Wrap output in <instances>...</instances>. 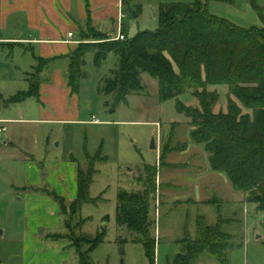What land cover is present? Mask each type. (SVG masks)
I'll return each instance as SVG.
<instances>
[{
    "label": "rangeland",
    "instance_id": "rangeland-1",
    "mask_svg": "<svg viewBox=\"0 0 264 264\" xmlns=\"http://www.w3.org/2000/svg\"><path fill=\"white\" fill-rule=\"evenodd\" d=\"M129 1L131 5L126 1L122 32L132 40L140 33L157 32L160 5L176 0ZM250 3L251 0H235L234 7L229 8L219 0L206 2L208 8L216 5L228 8L224 9L226 15L216 14L219 18L228 20L230 17L233 24L241 28H260L262 23ZM258 5L264 13V0H258ZM136 12L139 17H135ZM253 17L257 24L249 22ZM95 37L89 40L103 39ZM26 54L16 49L10 59L0 56V61L5 62L0 63V81L4 80L0 87L6 93V100L11 95L29 91L25 75L34 62ZM117 64L114 54L109 55L100 68L95 66L92 53L86 57L87 78L81 81L76 94L83 124L35 123L38 101L29 98L15 105L11 119L30 122L6 124V133H1L0 126V264H31L30 259H34L32 264H58L60 259H64V264H79L77 247L89 252L92 264H150L142 246L120 245L116 208L119 192L142 190L139 181L146 176L144 167L159 164L162 147L167 144L176 150L168 156L167 163L180 168L163 167L156 178L158 188L168 183L174 188L164 192L166 204L162 208L159 209V203L165 201L161 199V191L152 204L153 208L156 206L152 212L158 222L156 236L158 242L161 240L156 264H170L176 259L180 246L175 238H182L185 230L193 237L199 216H203L209 226L217 224L215 204L187 202L199 196L202 200L222 199L223 217L232 220L224 227L232 236L227 264H264V211L258 209L257 203L248 201L243 193L236 192L224 177L210 171L207 153L191 143V128L186 117L177 111L178 103L196 107V99L186 92L179 100L162 102L159 79L144 74L143 96L130 95L125 102L116 105L115 97L102 94L100 88L102 80L111 77ZM66 65L68 61L55 66ZM36 66L38 69L31 73L32 80L42 68L41 64ZM211 89L220 97L215 112L226 111L228 88ZM48 109L55 113L50 105ZM4 116L9 114L4 111L1 117ZM93 119L99 124L84 123ZM153 141L156 149L152 148ZM77 169L85 175L93 173L88 193L90 203L84 204L77 216L70 213L64 216L50 194L64 198L67 206L75 201L78 191L73 179ZM60 174L68 180H59ZM80 231L89 238L102 235L103 240L95 248L78 243ZM55 234L67 239L50 240L49 236ZM197 264L220 262L205 254Z\"/></svg>",
    "mask_w": 264,
    "mask_h": 264
},
{
    "label": "trees",
    "instance_id": "trees-1",
    "mask_svg": "<svg viewBox=\"0 0 264 264\" xmlns=\"http://www.w3.org/2000/svg\"><path fill=\"white\" fill-rule=\"evenodd\" d=\"M220 1L226 5L235 4V0ZM251 6L262 23L260 28L238 27L211 14L208 5L200 0L190 4L176 0L160 5L157 32L140 33L132 40L126 37L122 42L111 41L109 36L89 29L83 33L87 42L95 36L103 39L81 44L66 57L42 59L34 56L36 65L41 64L42 68L35 80L30 75L29 91L18 93L4 102L12 105L29 98L39 101L40 86L50 81L56 69L62 70L72 93L78 94L81 81L87 78L84 70L86 57L92 53L95 66L100 68L108 56L114 54L118 58L117 68L111 71V77L102 80L101 93L113 95L116 105L125 102L130 95L143 96L146 91L142 80L144 74L159 79L162 102L179 100L190 92L197 106L186 107L178 103L177 111L186 117L191 128V143L201 146L207 153L213 174L224 177L236 192L243 193L248 201L257 203L258 209L264 211V13L258 0H251ZM7 46L10 49L16 47L15 44ZM66 61L68 65L65 67L55 66ZM36 65L33 71L38 69ZM218 86L228 88L226 111L215 112L220 97L211 88ZM0 100H3L1 95ZM175 151L169 144L164 145L159 164L144 167L146 176L139 181L140 192L121 191L118 194L116 224L121 234L119 243L122 246L129 243L142 246L150 264H156L158 244V222L156 214L155 220L152 215L156 206L153 208L152 204L159 191L162 195L167 189H174L172 185L158 188L156 178L163 167L180 168L167 163L168 156ZM92 174L85 175L78 170V197L69 206L64 198L56 193L50 194L59 205L61 214L70 213L75 217L84 204L90 203L88 193L93 183ZM187 202L198 205L192 199ZM202 204L217 206V224L209 226L206 219L199 216L195 235L192 237L185 230L183 237L175 241L180 252L170 264H197L205 254L220 264H227L232 236L224 227L232 220L223 217L222 199L214 197ZM162 206L163 203H159V209ZM65 227L70 231L68 225ZM49 239L61 241L67 236L55 234ZM102 240V235L89 238L80 231L76 242L95 248ZM78 248L79 264H92L89 252Z\"/></svg>",
    "mask_w": 264,
    "mask_h": 264
},
{
    "label": "crops",
    "instance_id": "crops-1",
    "mask_svg": "<svg viewBox=\"0 0 264 264\" xmlns=\"http://www.w3.org/2000/svg\"><path fill=\"white\" fill-rule=\"evenodd\" d=\"M126 1L127 0H0V45H4L0 46V56H2V59L5 57L10 59L11 57L9 58L8 55L11 54L12 56L16 49H22L26 52V55L34 62V65H30L31 71L27 73L28 76L27 74L25 75L26 81L28 82L33 67L36 65L34 56L42 59L70 56L77 50L79 45L87 43L83 33L87 32L89 29L109 37L118 36L124 28L123 17L125 16ZM201 1L203 3L207 2V0ZM128 2L130 3L131 1L128 0ZM227 7L231 8L234 7V5H228ZM227 7L224 9L227 10ZM224 9L217 5L215 8L209 7L211 14L215 16L224 13ZM251 9L254 11L252 6ZM136 13L138 14L137 17H139V13ZM254 13L256 12L254 11ZM228 18L230 19L228 20L233 23V20L230 17ZM249 22L253 25L257 24V20L254 17ZM11 44H15L16 47L10 49L7 45ZM0 63L5 62L0 61ZM0 82H4V80L1 79ZM0 95L3 99L0 100V126L1 130L2 128L5 129L1 133H6V124L30 122L27 120L11 119V113L16 109V104H5L6 93L1 87ZM13 96L11 95L10 97ZM49 105L55 113L48 109ZM4 111L7 115L9 114V116L1 117ZM36 113L37 120L33 121L35 123L51 125L83 124L81 121L82 113L80 100L78 95L73 94L71 89L67 86L61 69L54 70L50 76V81L44 82L40 86V98ZM84 123H92V121ZM73 164V166L76 165L75 163ZM75 172L73 180H77L78 169ZM43 174L45 175V173ZM218 177H220V175H218ZM58 179L68 180L63 174H60ZM200 181L202 180H199V182ZM171 185L172 184L168 183L165 186ZM164 192L162 194L165 201L163 206L166 204ZM192 200L198 204H202L210 199L202 200L199 196V198ZM177 239L178 238H175V241ZM158 244H161V240ZM33 260L34 259L29 260L31 264ZM61 260L62 259H60L58 264H64V259Z\"/></svg>",
    "mask_w": 264,
    "mask_h": 264
},
{
    "label": "built area",
    "instance_id": "built-area-1",
    "mask_svg": "<svg viewBox=\"0 0 264 264\" xmlns=\"http://www.w3.org/2000/svg\"><path fill=\"white\" fill-rule=\"evenodd\" d=\"M125 39H126V36H125V34L122 33V32H120V33L118 34V36H116V37H110V40H111V41H122V42H123ZM92 123H93V124H99V121L93 119ZM4 130H5V129L2 128V131H4Z\"/></svg>",
    "mask_w": 264,
    "mask_h": 264
},
{
    "label": "water",
    "instance_id": "water-1",
    "mask_svg": "<svg viewBox=\"0 0 264 264\" xmlns=\"http://www.w3.org/2000/svg\"><path fill=\"white\" fill-rule=\"evenodd\" d=\"M135 17H137V15ZM152 148L153 149H156V145H155V142L154 141L152 142ZM0 235H2V233H0Z\"/></svg>",
    "mask_w": 264,
    "mask_h": 264
}]
</instances>
